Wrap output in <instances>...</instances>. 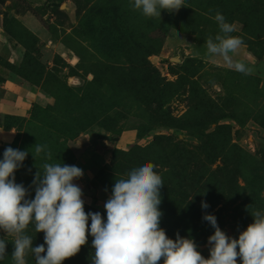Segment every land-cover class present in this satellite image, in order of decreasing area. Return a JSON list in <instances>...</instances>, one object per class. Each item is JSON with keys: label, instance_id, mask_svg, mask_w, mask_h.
<instances>
[{"label": "rangeland", "instance_id": "obj_1", "mask_svg": "<svg viewBox=\"0 0 264 264\" xmlns=\"http://www.w3.org/2000/svg\"><path fill=\"white\" fill-rule=\"evenodd\" d=\"M132 3L0 0V160L7 147L28 152L15 172L28 199L44 163L79 167L85 211L105 221L116 180L151 162L164 183L160 227L210 256L211 230L193 220L206 214L202 202L223 209L232 238L264 213V0H183L161 18ZM217 12L243 40L234 59L252 74L206 55ZM36 145L51 159H35ZM27 234L33 247L44 244L34 225ZM5 239L0 264H13ZM92 239L63 264H92Z\"/></svg>", "mask_w": 264, "mask_h": 264}, {"label": "clouds", "instance_id": "obj_2", "mask_svg": "<svg viewBox=\"0 0 264 264\" xmlns=\"http://www.w3.org/2000/svg\"><path fill=\"white\" fill-rule=\"evenodd\" d=\"M134 10L148 18H161V11L176 12L183 0H133ZM220 33L206 40V55L219 57L231 70L250 75L253 68L234 56L243 46V40L233 36L236 29L223 14L215 17ZM46 146L36 145L35 155L44 152L51 159ZM27 151L7 147L0 160V260H4L5 237H11L14 250L13 264H27L31 254L35 264H63L76 256L82 246L92 239V264H264V213H251L254 222L238 238L229 237L220 229L213 214L203 219L215 229L209 236L210 257L205 258L191 238L177 233L169 238L160 227L162 177L151 162L133 168L127 179L116 180L104 208L106 221L99 212H86L82 189L74 183L83 177L77 166L43 164V175L36 172L33 180L34 199H28L29 190L15 182V172L23 166ZM209 205L202 202V208ZM89 219L91 220L89 228ZM29 225L36 233H44V244L33 247V238L27 234ZM45 244L47 247L45 248Z\"/></svg>", "mask_w": 264, "mask_h": 264}, {"label": "trees", "instance_id": "obj_3", "mask_svg": "<svg viewBox=\"0 0 264 264\" xmlns=\"http://www.w3.org/2000/svg\"><path fill=\"white\" fill-rule=\"evenodd\" d=\"M223 209L222 208H219L218 210H214V209H212V208H210V207H208L207 208V211H206V214H213V215H215V217H216V219H217V223H218V226L220 227V229L222 230V228H221V226H222V214H221V211H222ZM189 211V210H188ZM204 217V216H203ZM203 217H201V219L203 220H201V219H199L200 218V215H199V218L195 215V218L193 219V220H198V221H200L201 222V224H202V226H203V228H206L208 231L209 230H211L210 232H211V234H214V231H215V229L210 225V223L209 222H207L206 220H204L203 219ZM238 224H244L245 222H246V220H244V219H238ZM198 237H196V239H197ZM199 250V249H198ZM200 252H201V254L207 259V258H209L210 256H208L207 254H206V252L204 251V250H200Z\"/></svg>", "mask_w": 264, "mask_h": 264}]
</instances>
